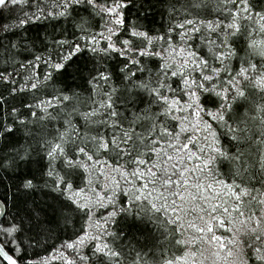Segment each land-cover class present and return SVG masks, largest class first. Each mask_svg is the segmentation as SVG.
I'll use <instances>...</instances> for the list:
<instances>
[{
	"label": "snow or ice",
	"instance_id": "6c2138e0",
	"mask_svg": "<svg viewBox=\"0 0 264 264\" xmlns=\"http://www.w3.org/2000/svg\"><path fill=\"white\" fill-rule=\"evenodd\" d=\"M0 264H264V0H0Z\"/></svg>",
	"mask_w": 264,
	"mask_h": 264
}]
</instances>
